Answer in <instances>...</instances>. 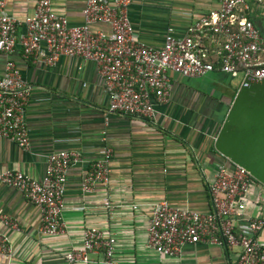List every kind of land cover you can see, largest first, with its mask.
<instances>
[{"label": "crops", "instance_id": "obj_1", "mask_svg": "<svg viewBox=\"0 0 264 264\" xmlns=\"http://www.w3.org/2000/svg\"><path fill=\"white\" fill-rule=\"evenodd\" d=\"M38 1L10 0L8 10L21 21L32 19ZM53 5L71 27L84 24L83 1L54 0ZM248 6L245 16L264 36V0H248ZM220 8V0H134L129 17L140 42L160 49L169 28L185 37L195 22ZM93 29L110 33L103 24ZM24 32L20 27L19 33ZM203 47L216 60L219 43L204 39ZM11 57L31 92L26 108L31 148L0 139V175L22 172L42 180L47 156L64 150L80 151L94 162L108 145L114 158L110 186H98L92 194L82 190L88 164L70 169L62 214L64 236L42 237L40 210L18 190L0 184V212L19 227L10 229L0 222V234L9 238L13 249L12 256H0V264H65L66 253L80 245L88 228L116 238L117 264H237L238 247L187 245L180 257L172 258L147 245L154 204L168 201L175 208L211 211L209 184L224 161L211 147L238 90L230 76L220 71L199 79L171 74L169 101L155 103L152 117L136 118L110 114L104 82L92 62L62 58L52 67L34 64L25 60L21 46ZM7 60L0 54V77ZM107 200L112 211L105 205ZM263 214L264 206L259 204L250 209L252 217ZM90 264H104L103 254L90 255Z\"/></svg>", "mask_w": 264, "mask_h": 264}, {"label": "built area", "instance_id": "obj_2", "mask_svg": "<svg viewBox=\"0 0 264 264\" xmlns=\"http://www.w3.org/2000/svg\"><path fill=\"white\" fill-rule=\"evenodd\" d=\"M10 0H0V54L8 57L0 77V139L30 150L26 121L30 89L21 68L12 59L18 46L25 60L52 67L62 58L92 62L104 82L110 114L149 118L155 103L169 101L171 74L199 79L220 71L242 85L264 81V36L245 13L248 0H220L221 8L200 18L185 37L169 28L160 49L140 42L129 17L134 0H81L84 24L71 27L59 15L54 0H39L32 19L21 21L10 14ZM263 1V0H259ZM103 24L110 33L94 30ZM25 28L20 34L19 28ZM217 41L216 60L203 47V40ZM81 69V68H80ZM103 141H107L104 132ZM114 150L106 145L102 156L88 162L80 151H59L47 156L42 180L22 172L0 175V184L14 188L41 213L39 234L45 238L67 234L62 219L69 171L88 164L82 190L92 194L98 186L111 184ZM211 211L198 212L173 207L168 201L153 205L148 226V247L160 255L178 258L187 245L205 244L241 249L237 264H264V214L252 217L250 209L264 206V186L243 168L224 159L209 184ZM112 211L110 200L105 203ZM137 206L135 207V209ZM5 227L19 230L8 215L0 212ZM117 240L98 228L83 232L82 242L65 256V264H90V255L102 253L104 264H117ZM9 238L0 234V256H12Z\"/></svg>", "mask_w": 264, "mask_h": 264}, {"label": "water", "instance_id": "obj_3", "mask_svg": "<svg viewBox=\"0 0 264 264\" xmlns=\"http://www.w3.org/2000/svg\"><path fill=\"white\" fill-rule=\"evenodd\" d=\"M213 148L264 186V81L247 80L239 87Z\"/></svg>", "mask_w": 264, "mask_h": 264}, {"label": "rangeland", "instance_id": "obj_4", "mask_svg": "<svg viewBox=\"0 0 264 264\" xmlns=\"http://www.w3.org/2000/svg\"><path fill=\"white\" fill-rule=\"evenodd\" d=\"M243 78L242 76L238 77L237 79H232V84L234 88L239 89L240 83L242 82ZM255 212H252L251 214H254Z\"/></svg>", "mask_w": 264, "mask_h": 264}, {"label": "trees", "instance_id": "obj_5", "mask_svg": "<svg viewBox=\"0 0 264 264\" xmlns=\"http://www.w3.org/2000/svg\"><path fill=\"white\" fill-rule=\"evenodd\" d=\"M234 97H235V95L233 96V99H234ZM226 113H227V111L224 113V115L222 116V118H221V122L224 120V118H225V116H226ZM214 148H213V144H212V147H211V151L213 150Z\"/></svg>", "mask_w": 264, "mask_h": 264}]
</instances>
